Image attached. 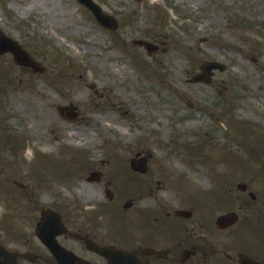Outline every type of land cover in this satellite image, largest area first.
<instances>
[{"label":"rangeland","instance_id":"rangeland-1","mask_svg":"<svg viewBox=\"0 0 264 264\" xmlns=\"http://www.w3.org/2000/svg\"><path fill=\"white\" fill-rule=\"evenodd\" d=\"M96 1L117 16L119 28H104L77 0H0V25L19 40L41 45L39 57L46 66L35 80L36 91L12 90L26 74L12 56L0 55L2 64L14 70L7 83L10 92L6 95V89H0V121L21 133L17 165L9 167L2 160L3 170L12 173V181L2 184L20 193L24 204L30 199L34 204L38 196L55 200L58 192L60 198L95 207L115 168V161L108 159L120 153L129 164L133 153L151 151L150 167L160 169L159 173L165 175L175 170L169 167L179 165L176 173L190 181L183 188L209 187L204 163L216 171L220 164H212L213 158L226 144L242 151L247 146L243 136L248 135L241 131L259 140L264 136V0ZM44 37L52 45H44ZM139 38L153 40L159 47L147 54L134 42ZM136 52L152 68L137 62ZM57 53L65 63L55 61ZM208 59L221 61L227 69H217L207 83L191 82ZM231 96L236 116L220 112ZM65 105L83 117L62 113ZM206 111L209 117L203 115ZM233 116L252 125L238 124ZM71 151L77 169L84 163L79 177L58 180L55 175L51 187L30 185L25 196V188L11 184L33 182L24 172L30 171L39 154L63 159ZM202 151L212 158L200 163L203 156L197 152ZM224 154L220 156L226 160ZM89 166L105 170L101 183L86 180ZM224 167L225 173L231 171L228 164ZM0 200L1 218L10 213L11 197L2 190ZM90 205L87 209L93 208Z\"/></svg>","mask_w":264,"mask_h":264},{"label":"flooded vegetation","instance_id":"flooded-vegetation-1","mask_svg":"<svg viewBox=\"0 0 264 264\" xmlns=\"http://www.w3.org/2000/svg\"><path fill=\"white\" fill-rule=\"evenodd\" d=\"M22 85L27 90L34 83L27 79ZM252 155L241 186L226 179L225 187L218 183L206 191L183 188L179 175L162 178L160 169L149 166L122 169L113 184L117 190L105 202L89 204L92 209L79 200L36 202L38 216H20L23 222L0 227V241L10 252L0 261L12 264L16 253V264H111L105 248L112 246L124 252L117 257L120 264H264V142ZM105 177L101 171L98 180ZM113 181L117 178L106 180L105 189ZM46 206L60 219L53 218L44 231L54 234L64 253H54L37 234ZM110 212L118 218L110 220Z\"/></svg>","mask_w":264,"mask_h":264},{"label":"water","instance_id":"water-1","mask_svg":"<svg viewBox=\"0 0 264 264\" xmlns=\"http://www.w3.org/2000/svg\"><path fill=\"white\" fill-rule=\"evenodd\" d=\"M81 1L84 2L87 6H89L94 11L95 15L97 16L98 20L101 23L107 22V19L110 16L106 15L98 4H96L93 0H81ZM8 49L14 50L16 53V57L21 62L34 64L30 56H28L26 52L18 49V46L16 45L13 39L9 38L8 36H6L0 31V52L8 50Z\"/></svg>","mask_w":264,"mask_h":264}]
</instances>
